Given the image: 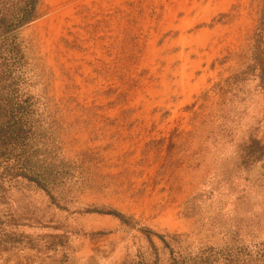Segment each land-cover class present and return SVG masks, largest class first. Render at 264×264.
<instances>
[{"label": "rangeland", "instance_id": "rangeland-1", "mask_svg": "<svg viewBox=\"0 0 264 264\" xmlns=\"http://www.w3.org/2000/svg\"><path fill=\"white\" fill-rule=\"evenodd\" d=\"M263 39L264 0H0V264H264Z\"/></svg>", "mask_w": 264, "mask_h": 264}, {"label": "trees", "instance_id": "trees-1", "mask_svg": "<svg viewBox=\"0 0 264 264\" xmlns=\"http://www.w3.org/2000/svg\"><path fill=\"white\" fill-rule=\"evenodd\" d=\"M30 17H33V15L32 16H30ZM29 20V18L28 19H26V20H24V21H22V22H26V21H28ZM262 44L264 45V39H263V41H262Z\"/></svg>", "mask_w": 264, "mask_h": 264}]
</instances>
